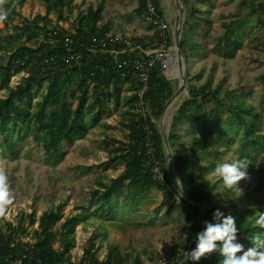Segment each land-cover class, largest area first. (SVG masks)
Returning a JSON list of instances; mask_svg holds the SVG:
<instances>
[{
  "label": "trees",
  "instance_id": "16d2710c",
  "mask_svg": "<svg viewBox=\"0 0 264 264\" xmlns=\"http://www.w3.org/2000/svg\"><path fill=\"white\" fill-rule=\"evenodd\" d=\"M74 1L41 0L44 15L33 19L21 18L16 13L23 1L7 0L5 4L9 11L0 29V92L6 94L0 99V155L15 161L19 150L29 142L41 151L45 163L52 165L55 158H63L64 147H72L91 129L101 128L105 132L101 140L103 165L122 170L106 184L100 180L98 189L89 192L93 203L90 214L77 207L75 215L64 216L65 200L56 205L52 202L39 216L31 209L14 223L0 219V264H142L141 256L134 251L128 253L107 241L109 230L130 227L132 216L133 228L143 227L144 212L150 216L147 225L158 220L166 222L168 216H173L174 222L180 219L186 226L182 236L162 253L165 264H172L181 260L185 252L194 250L196 234L202 232L200 212L173 202V178L158 129L163 105L177 87L173 88L164 78L161 64L155 63L142 98L147 117L143 121L137 111L141 86L134 68L135 62L141 61L140 55L133 53L114 59L111 52H121L125 47L110 35L102 10L89 6L85 12H79L71 33L52 24L51 16L56 23L62 22L63 11ZM150 1L159 17V0ZM193 1L182 0L180 52L186 65L190 54L206 56L208 42L212 44L204 14L193 6ZM251 2L242 0L238 6L247 12V18H235L221 25L223 34L211 46L219 59H235L243 46L238 42L242 38L249 39L253 49L264 54V37L255 39L251 30L244 27L246 19L256 17L255 23L262 20L264 28V0ZM144 7L145 2L139 0L136 12L141 17ZM16 18L19 25L9 31ZM195 34L200 37L199 42L194 41ZM166 38L171 47L170 33L166 32ZM18 76L19 82L13 86L12 80ZM261 78L259 93L263 98L259 105H264V73ZM185 80L187 96L174 112L167 131L174 171L183 180L187 199L203 210L204 223L219 222L213 217L217 209L224 213L221 221L229 213L236 217L238 232L233 243L243 245L239 256L253 247L254 234L264 233V228L256 224L259 214L264 212L262 115L250 104V94L226 91L224 81L213 86L211 81L202 82L199 75L192 79L186 76ZM124 92L130 93L127 111L117 128L102 123L109 104L115 110L121 106ZM183 124L195 126L194 132L186 134L189 142L178 134ZM114 129L120 131L122 140L109 134ZM147 140L167 187L152 179ZM234 159L248 164L250 179L239 182L241 195L212 175L217 164ZM156 196L161 197L160 202L153 200ZM80 227L92 232L81 258L75 261L72 253ZM220 243L217 242L218 247ZM258 250H264V245ZM222 260L217 250L199 261L184 260L178 264H222Z\"/></svg>",
  "mask_w": 264,
  "mask_h": 264
},
{
  "label": "rangeland",
  "instance_id": "374dc122",
  "mask_svg": "<svg viewBox=\"0 0 264 264\" xmlns=\"http://www.w3.org/2000/svg\"><path fill=\"white\" fill-rule=\"evenodd\" d=\"M23 1L21 7L16 8V13L21 18L33 19L36 15L43 16L44 8L41 0H18ZM242 0H194L193 6L199 10L205 18L208 26L209 39L212 44L207 45V55H198L195 52L190 54L189 61L184 64V76L189 79L199 75L202 82L211 81L216 86L220 81L225 82V90L243 92L250 94L249 102L261 112L262 124L261 132L264 133V105H259L263 98L259 93L262 76L264 73V54L253 49L249 39L238 41L243 44L238 55L232 61L219 59L213 52L212 47L221 38L223 30L221 25L232 22L235 18L244 20L247 12L238 8ZM255 2L257 0H251ZM139 0H76L71 7L63 11L62 22L56 23L51 16L52 24L58 26L65 32L74 31L75 19L79 12H85L87 7L100 8L103 12L104 21L109 28V33L117 40L133 38H152L156 34L155 28L146 23L136 12ZM251 2V3H252ZM159 17L165 25L167 35L172 36L175 21V0H159ZM253 4V3H252ZM240 10V11H239ZM239 14V17H236ZM264 16V14L262 15ZM236 19V20H237ZM245 29L251 30L252 37L260 39L264 37L262 20L257 18L246 19ZM184 21V20H183ZM19 18L15 19L9 27V31L14 26L19 25ZM183 26V24H182ZM3 23L0 22V29ZM182 28V27H181ZM200 33V31L198 32ZM205 32H202L204 35ZM201 35V36H202ZM246 36H250L249 32ZM200 37L194 35V41L199 42ZM172 47V45H171ZM170 47V48H171ZM169 50L168 52H170ZM173 53V50H172ZM166 61V58L162 59ZM162 75L169 81L173 88H178V81L172 78L163 69ZM20 77L12 80L15 86ZM129 94L124 92L121 98V106L115 110L109 104L105 110L102 123L117 128L120 118L127 111L126 103ZM187 90L180 96L177 103L168 111L166 119V130L168 131L171 118L181 102L186 98ZM6 94L0 92V99H4ZM195 130L194 125L183 124L178 134L185 142H189L188 132ZM105 132L100 128H93L82 139L78 140L72 147H64L63 158H55L52 165L45 163L41 151L33 147L29 142L27 146L19 150L15 161L6 160L0 155V167L6 170L10 191L14 197L13 203L7 206L4 216L6 222L14 223L22 214H29L34 209L39 216L53 202L54 205L67 200V205L63 208L64 216H73L77 213V207L83 208L82 212L90 214L93 211V203L89 199V192L98 189V182L102 180L107 183L121 172V168L114 166H104L105 155L102 149L101 140ZM116 140H122L120 131L114 129L109 133ZM1 154V153H0ZM247 183V182H246ZM173 195V202L179 201ZM158 202L161 197L153 198ZM222 201V198L218 200ZM165 207L160 211L163 215ZM143 227L133 228L135 218H129L130 227L124 230L112 228L109 230L108 243L118 245L120 249L130 253L134 251L141 256L142 264H165L162 260V253L168 246L185 232L186 226L180 219L168 216L166 222L155 221L147 225L150 221L148 212H144ZM160 217V215H159ZM174 222V223H173ZM140 224V221L139 223ZM91 229L80 227L76 232V244L72 256L75 261H79L83 250L87 245Z\"/></svg>",
  "mask_w": 264,
  "mask_h": 264
},
{
  "label": "clouds",
  "instance_id": "9594fccd",
  "mask_svg": "<svg viewBox=\"0 0 264 264\" xmlns=\"http://www.w3.org/2000/svg\"><path fill=\"white\" fill-rule=\"evenodd\" d=\"M7 0H0V22L6 20L8 9L5 7ZM247 163L240 159L225 161L217 164L212 175L219 177L226 188L243 193V189L239 187V182L250 179L247 172ZM161 179L163 176L161 174ZM174 185L177 189V197L183 195V180L180 177L174 178ZM14 197L10 191L8 183V175L3 167H0V216H4L7 206L13 203ZM224 213L219 209L213 212L215 221H205V228L202 232L196 234V247L194 250L184 253V259L187 261H199L208 254L219 251L223 257L222 264H264V250H258L264 245V233L254 234L251 243L253 247L244 251L242 255L237 256V253L242 252L243 245L233 241L236 238L238 229L236 227V217L229 213L221 221ZM256 224L264 228V212L259 214ZM217 242H221L217 246Z\"/></svg>",
  "mask_w": 264,
  "mask_h": 264
},
{
  "label": "built area",
  "instance_id": "2783aa9c",
  "mask_svg": "<svg viewBox=\"0 0 264 264\" xmlns=\"http://www.w3.org/2000/svg\"><path fill=\"white\" fill-rule=\"evenodd\" d=\"M145 2V7L142 12V18L144 21L150 25H152L156 30L155 38H133V39H125L117 40L120 41L125 49L121 52H111L114 59H118L120 57H129L133 53H138L141 61L135 62V69L137 70L136 79L141 86L140 94H139V104L137 111L140 114L143 121H146V110L144 108L142 98L145 93L147 87V81L150 69L153 67L155 63H160L162 68H166L165 64L168 61L169 56L172 53V47L168 46V41L166 38V29L163 21H161L157 15L156 10L153 8L150 0H143ZM171 50L170 52H168ZM166 58V61H162V59ZM152 123H154L152 121ZM147 128H144V132H147ZM145 148L147 150V154L149 156L148 166L151 167L152 179L154 181L159 182L161 185L166 186V180L162 173V170L159 167V164L153 160L154 152L150 148V142L147 140L145 143ZM161 174L163 179H161Z\"/></svg>",
  "mask_w": 264,
  "mask_h": 264
},
{
  "label": "water",
  "instance_id": "95a60500",
  "mask_svg": "<svg viewBox=\"0 0 264 264\" xmlns=\"http://www.w3.org/2000/svg\"><path fill=\"white\" fill-rule=\"evenodd\" d=\"M184 20V8H183V2L182 0H175V21H174V26H173V31H172V50H173V56L175 57L176 61L178 64L183 67V71L181 74L175 78V80L178 81V88L177 91L165 102L163 105L160 118H159V124H158V129H159V134L161 136L163 146H164V151H165V156H166V164L168 167V170L173 178L177 177V174L174 171L173 163H172V153L168 145V138H167V130H166V119H167V113L170 109L169 105L171 101L174 99L180 98V96L184 93L186 89V80L184 76V60L182 58L181 52H180V34H181V27L183 24ZM180 22V26L179 25ZM172 192L174 194V197L181 203L185 204L188 207H192L196 210H198L201 214V219H202V231L205 228V223H204V212L201 208L190 202L187 197L185 196L184 192L183 195L177 197V189L176 186L174 185V182L171 186ZM195 249V248H194ZM185 259L182 258L181 260L174 262L172 264H178Z\"/></svg>",
  "mask_w": 264,
  "mask_h": 264
},
{
  "label": "bare ground",
  "instance_id": "6f19581e",
  "mask_svg": "<svg viewBox=\"0 0 264 264\" xmlns=\"http://www.w3.org/2000/svg\"><path fill=\"white\" fill-rule=\"evenodd\" d=\"M178 26H180V22ZM165 67L167 74H169L174 79L177 78L183 71L182 65L180 66L178 64V62L176 61L175 57L172 54L169 56L168 61L165 64ZM178 100L179 98L171 101L169 105L170 109L177 103Z\"/></svg>",
  "mask_w": 264,
  "mask_h": 264
}]
</instances>
